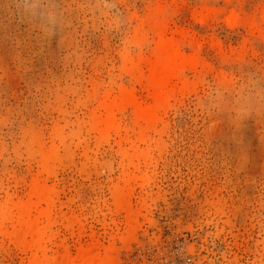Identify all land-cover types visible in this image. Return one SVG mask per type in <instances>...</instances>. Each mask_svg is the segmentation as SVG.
I'll return each mask as SVG.
<instances>
[{"label":"rangeland","instance_id":"1","mask_svg":"<svg viewBox=\"0 0 264 264\" xmlns=\"http://www.w3.org/2000/svg\"><path fill=\"white\" fill-rule=\"evenodd\" d=\"M84 254L264 264V0H0V264Z\"/></svg>","mask_w":264,"mask_h":264},{"label":"bare ground","instance_id":"2","mask_svg":"<svg viewBox=\"0 0 264 264\" xmlns=\"http://www.w3.org/2000/svg\"><path fill=\"white\" fill-rule=\"evenodd\" d=\"M171 47V44L167 41H161L159 43V49L165 55L162 58H157L151 63L150 67V80L155 89L154 96L156 99H160L163 96L162 89L165 87L166 83L172 76V72L177 69V63L174 59L173 54H168L167 51ZM180 66V65H179ZM178 66V67H179ZM143 115L149 116L150 110L143 111ZM111 113V111H110ZM108 111V114L103 121L104 124L108 125L111 120V114ZM106 257V256H105ZM99 259V258H98ZM81 264H98L96 259L92 258L89 254H84L80 257ZM103 263V262H102ZM100 264V263H99Z\"/></svg>","mask_w":264,"mask_h":264}]
</instances>
